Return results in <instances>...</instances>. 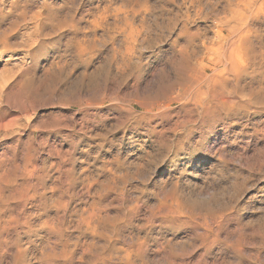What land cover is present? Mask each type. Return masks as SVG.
Here are the masks:
<instances>
[{
	"label": "rangeland",
	"instance_id": "1",
	"mask_svg": "<svg viewBox=\"0 0 264 264\" xmlns=\"http://www.w3.org/2000/svg\"><path fill=\"white\" fill-rule=\"evenodd\" d=\"M0 264H264V0H0Z\"/></svg>",
	"mask_w": 264,
	"mask_h": 264
},
{
	"label": "bare ground",
	"instance_id": "2",
	"mask_svg": "<svg viewBox=\"0 0 264 264\" xmlns=\"http://www.w3.org/2000/svg\"><path fill=\"white\" fill-rule=\"evenodd\" d=\"M230 34H235L236 31L231 29L229 30ZM190 37H187V39ZM190 41L191 38L188 40L187 42V46H190ZM248 44H250L249 40L245 37L242 36H238V44L236 45L238 48H240L241 46H247ZM186 47H184L183 49V54L184 57H187L188 55L186 54ZM181 63V64H180ZM185 64V67L183 68L182 66ZM182 65V66H181ZM177 67L179 68V71L175 73L172 81L168 84V86L166 88H164V90L162 91H157V93H155L153 95V103L160 97H168V95L172 94L175 89L178 90V95L175 99H181V98H188L191 102H193V104H200L201 103V94L202 91L200 89V84L204 82L208 81H213V82H217L218 87H220V89L222 87H226L229 86V78L228 77H219V79H216L215 77L211 78V79H207L204 75H202V73H200L196 67H191L190 66V61L189 59L186 58H181L180 60H178L177 63ZM183 68V69H182ZM232 68V74L235 76V83L237 84L241 79L242 80H247L248 79V73L246 72V69H238L237 67L231 65ZM231 75V74H230ZM217 76V75H216ZM20 91L24 94V95H31V90L29 87L22 85L20 87ZM122 93L123 95L126 94ZM130 94V93H128ZM217 94H215V91L211 93V99L214 101V108H212L213 112L216 111V109H219V106H222L224 103L223 101L218 102L217 98H216ZM227 102V101H225ZM222 104V105H221ZM185 112H189L190 110L187 109L186 107H183ZM132 111H138L139 113H141L142 115L149 113L150 112V108L147 107V103L139 98H135L132 101V104L130 105V111L129 113L132 114ZM122 120V119H121ZM160 141H158L160 144L159 147L163 150H165L166 152H169L171 150V146L168 142V140L162 136L158 137ZM201 145V141L198 142ZM185 144L180 142L177 146V150L180 151L184 148Z\"/></svg>",
	"mask_w": 264,
	"mask_h": 264
}]
</instances>
